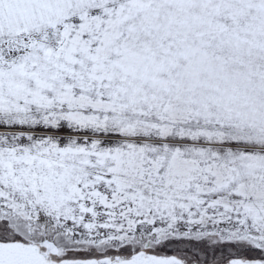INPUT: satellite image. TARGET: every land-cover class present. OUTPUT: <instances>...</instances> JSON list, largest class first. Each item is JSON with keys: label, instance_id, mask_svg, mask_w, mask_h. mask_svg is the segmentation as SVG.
Returning a JSON list of instances; mask_svg holds the SVG:
<instances>
[{"label": "snow or ice", "instance_id": "snow-or-ice-1", "mask_svg": "<svg viewBox=\"0 0 264 264\" xmlns=\"http://www.w3.org/2000/svg\"><path fill=\"white\" fill-rule=\"evenodd\" d=\"M0 264H264V0H0Z\"/></svg>", "mask_w": 264, "mask_h": 264}]
</instances>
